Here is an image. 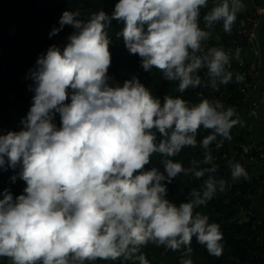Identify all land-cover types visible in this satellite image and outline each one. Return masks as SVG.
<instances>
[{
    "label": "clouds",
    "instance_id": "clouds-1",
    "mask_svg": "<svg viewBox=\"0 0 264 264\" xmlns=\"http://www.w3.org/2000/svg\"><path fill=\"white\" fill-rule=\"evenodd\" d=\"M118 0L112 13L64 11L57 34L65 25L75 31L63 50L50 46L29 70L34 94L19 131L0 135V169L20 168L26 187L13 196L0 193V258L10 264H94L96 260L149 264L142 246L185 249L180 264H193L195 237L210 255L223 254V234L217 223L194 209L225 191L226 181L209 176L190 200L177 206L167 199L173 178L196 179L215 173L209 146L231 141V130L243 127L233 107L218 100L191 104L181 97L154 96L138 78L110 84L107 29L114 20L130 54L138 55L145 72L153 68L178 91L233 81L231 60L240 58L221 47L205 48L210 29L222 22L230 34L243 0ZM206 69L207 84L199 72ZM242 74H235L237 83ZM70 101V102H69ZM59 115V125L56 116ZM201 128L210 130L201 141L202 163L209 168H185L172 159L164 171L146 170L151 157L178 155L195 147ZM217 137L221 139L217 142ZM232 180L248 179L240 163L229 162ZM17 176H12L14 183Z\"/></svg>",
    "mask_w": 264,
    "mask_h": 264
},
{
    "label": "trees",
    "instance_id": "trees-1",
    "mask_svg": "<svg viewBox=\"0 0 264 264\" xmlns=\"http://www.w3.org/2000/svg\"><path fill=\"white\" fill-rule=\"evenodd\" d=\"M116 2L118 0H0V135L7 134L9 131H19L21 128L20 121L29 111L34 94L29 90V85L33 83L29 77V70L34 68L38 56L46 53L50 46H57L63 50L68 42L67 37L75 31L71 26L65 25L57 34L49 36L54 28L60 27L59 19L62 13L79 11V18L87 20L92 13L101 10L110 15ZM243 3L245 7L238 13L242 18L250 11L264 9V0H243ZM212 6L213 0H209L208 7L201 9L203 28V16L211 10ZM258 21L257 38L260 43L261 68L256 98L260 93H264V15H261ZM237 22L236 20L232 26L230 38L226 37L227 33L223 31L222 22L215 24L209 30L210 36L207 41L212 44L224 43L228 46V42L236 38L234 32ZM122 28V23L113 20L107 29L112 41L109 45L110 84H122L125 80L136 77L161 100L165 95L179 96L191 104L199 103L201 99L213 100L210 89L198 93L193 88H189L180 93L178 82L164 79L162 72L158 69L153 68L150 72H145L138 55L130 54L122 38L117 36ZM240 54L245 57L247 64L254 60L253 50L250 47L242 48ZM231 71L234 74V69ZM224 88V98L220 102L225 109L233 107L244 125L243 127L237 125L238 129H235V126L231 132L237 131L240 134V141L245 144H248L246 136L253 137L259 152L264 155V107H259L256 119L251 121L246 117L249 106L241 103L234 75L233 81L224 85ZM56 123L59 125L58 114ZM209 134L210 130L201 128L196 136L195 147L186 146L174 157L156 153L145 169L151 170L155 167L163 172L162 163L167 159L180 162L185 168L194 167L193 162H195V170L211 167V164L202 163L205 149L201 146V141ZM214 144L215 142L209 146L210 152L213 151ZM212 163L217 165L215 173H206L199 179L191 174H180L167 185L166 198L179 206L181 203L188 202L192 189H199L209 176L226 181L225 191H218L212 200L194 209L195 212L207 215L209 223H217L220 226L223 234V254L220 257L210 255L206 248L198 244L193 237L191 243L193 264H264V239L258 237V232L264 234V194L259 193L264 183V159L259 160L258 164L238 162L246 169L249 178L247 180L239 178L236 183L225 178L220 161L214 160ZM19 171V166L15 170L0 169V193L7 189L14 198L23 194L26 184L19 178ZM14 175L17 179L13 183L11 177ZM184 252L183 247L177 251H171L165 250L163 246L157 247L153 243H148L141 248V253L145 255L149 264H180L182 258H188L185 257ZM0 264H10V262L7 258H0ZM94 264H132V262L122 259L117 261L98 259Z\"/></svg>",
    "mask_w": 264,
    "mask_h": 264
},
{
    "label": "built area",
    "instance_id": "built-area-1",
    "mask_svg": "<svg viewBox=\"0 0 264 264\" xmlns=\"http://www.w3.org/2000/svg\"><path fill=\"white\" fill-rule=\"evenodd\" d=\"M264 14L263 10H256L250 11L247 16L244 18L237 15V25L236 31L234 32L235 39L228 42V46L226 44H212L210 41L205 42V48L211 47H221L226 52L230 54H235L236 50H241L242 48H252L254 54V60L247 64L245 61V57L240 54L239 60L232 59L231 60V67L229 70L234 69V78L235 74L239 73L244 76L243 82L237 83L236 88L238 94L241 99V103L244 106H249V110L247 111L246 117L254 121L257 117V111L259 107H264V93H260L258 98L255 97V94L258 90V81H259V74L261 68V56H260V43L257 38V30L259 26V17ZM200 27H202V18L200 19ZM231 34H226L227 38H230ZM206 69H203L199 72V75L207 84V76L205 75ZM205 89H210L213 93V100L220 101L224 98L225 91L224 85H219L218 90L212 89L210 86H200L195 89L198 93H202ZM238 129V126L235 127ZM232 140L229 142L224 140L222 147L217 148L216 142L213 145V151L210 152L213 161L217 160L220 161L221 169L225 178L233 182L239 181L232 180L231 178V170L229 168V162L236 163L240 161H246L251 164H258L259 160L264 159V155L259 152V149L256 146V142L254 141L253 137L246 136L248 144L242 143L240 141V134L237 131L234 133L231 132ZM245 137V136H244ZM221 139V137H217V142ZM212 161V162H213ZM231 183V182H230ZM231 185V184H230ZM259 193L264 194V183L263 186L260 187ZM258 237L264 239V234L258 232Z\"/></svg>",
    "mask_w": 264,
    "mask_h": 264
},
{
    "label": "crops",
    "instance_id": "crops-1",
    "mask_svg": "<svg viewBox=\"0 0 264 264\" xmlns=\"http://www.w3.org/2000/svg\"><path fill=\"white\" fill-rule=\"evenodd\" d=\"M258 10H263V9H258ZM264 15V14H263Z\"/></svg>",
    "mask_w": 264,
    "mask_h": 264
},
{
    "label": "rangeland",
    "instance_id": "rangeland-1",
    "mask_svg": "<svg viewBox=\"0 0 264 264\" xmlns=\"http://www.w3.org/2000/svg\"><path fill=\"white\" fill-rule=\"evenodd\" d=\"M0 198H2V197H0Z\"/></svg>",
    "mask_w": 264,
    "mask_h": 264
}]
</instances>
